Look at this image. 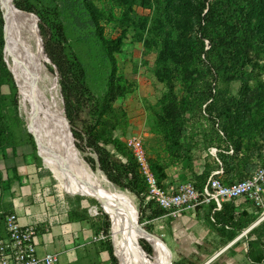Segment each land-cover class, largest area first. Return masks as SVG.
<instances>
[{
    "label": "trees",
    "instance_id": "16d2710c",
    "mask_svg": "<svg viewBox=\"0 0 264 264\" xmlns=\"http://www.w3.org/2000/svg\"><path fill=\"white\" fill-rule=\"evenodd\" d=\"M115 1L127 8L123 11L120 21L122 33L115 38H107L102 34L97 9L91 0H13V3L19 9L34 13L40 22L50 20V22H57L58 26L62 25L61 18H68L72 15L78 3L87 12L88 18L83 23L75 16L74 20L79 25L89 24L94 27L95 34L110 63V70L105 94L102 99L96 98L85 84L86 72L81 61L72 52L66 55L70 72L76 76L77 82L80 83V89L88 95L91 101L89 115L82 119V130L88 138V144L96 148V161L103 174L110 182L137 193L144 190L146 182L132 153H128L122 145L114 140H105L104 144H112L115 147L114 152L117 153L119 160L113 159L106 148L100 147L98 143L100 137L97 133L98 127L103 122V115L110 108L119 89L118 65L115 55L121 51L124 26L134 22L137 38L142 41L143 46L147 50L156 46L154 75L166 88L160 97L161 114L158 117V122L166 130V137L178 146V139L187 132L181 120L191 110V102L188 97L194 91L197 76L203 74L197 69L196 63L204 61L208 71L212 70L216 74H222L228 80L243 78L246 74V67L253 69L259 65L257 58L264 55V0ZM132 6L153 7L150 24L147 28V18L142 21H131L128 9ZM31 15L34 20L38 21L33 14ZM139 27L146 28V36H143L139 31ZM5 39L4 18L0 9L1 151L25 144L22 139V134L25 131L22 128L17 108V96L19 102L17 87L14 83L15 80L13 81L11 77L13 74L10 75L11 71L9 72L6 67L7 63L5 61V65L3 60ZM43 62L46 63L44 59ZM55 64L59 73V83L64 91V99L67 100V94L70 91L66 89L63 68L59 63L55 62ZM177 71L185 88V93L180 97L174 91ZM242 82L238 95L230 99H223L222 93L212 90L211 83L206 81V90L201 93V101L195 104L199 110L204 104L203 112L208 116L212 111H215L218 116H224L218 123L220 132H213L210 138V143H215L217 149L214 156L215 164L211 165L212 167L207 165V170L196 175V178L202 181L197 189L202 188L206 182L207 174L209 176L213 170L221 169L220 182L229 185L251 176L258 167L264 165V82L256 79L251 89L246 87V81ZM64 113L70 121L67 103H65ZM17 130L20 131L19 135ZM24 134L31 145H36L32 134L34 144L31 137ZM148 161L152 173L158 183H161L167 177L164 169L152 164L149 158ZM93 199L99 207V202L95 198ZM73 204L70 212L71 217L90 220L95 233L102 235L100 244L107 254L109 264H117V257L114 256L111 242L107 238L109 230L111 239L112 228L108 213L104 212L109 218V223L108 221L100 223L98 218L91 217L87 211L82 209L77 201H73ZM99 209L101 208L99 207ZM7 212L0 214V225H3L4 215ZM161 213L155 212L154 215ZM246 215L247 213L243 211L240 217ZM254 218V215L249 217L246 225L240 220H234L233 205L226 201L214 213V220L222 226L243 228L251 224ZM250 230L253 236L247 242V258L252 264H259L264 259V222ZM234 236L235 232L233 231L230 237ZM146 240L144 237H139L140 245L145 251L150 250V255L147 251L146 253L152 256L154 254L153 245L149 242L151 247ZM144 255L147 256L145 253ZM149 259L153 260L154 258Z\"/></svg>",
    "mask_w": 264,
    "mask_h": 264
},
{
    "label": "rangeland",
    "instance_id": "374dc122",
    "mask_svg": "<svg viewBox=\"0 0 264 264\" xmlns=\"http://www.w3.org/2000/svg\"><path fill=\"white\" fill-rule=\"evenodd\" d=\"M91 1L97 9L102 34L107 38L120 36L122 33L120 21L123 11L127 8L119 5L115 0ZM128 12L131 16V21H142L147 18V28L150 24L153 7L143 8L140 6H132L128 9ZM74 16L78 17L81 23L88 18L85 9L78 3L71 16L68 18H61V26H58L57 22H50V20L40 22L39 18L38 21L35 19L42 39L44 53L50 59L51 63H47L48 61L42 53L41 58L46 62V68L49 74L57 76V89L59 91V99L62 108L65 110V103H67L68 106L70 121L69 119L67 120L73 137V139L71 138L74 143V145L71 144L73 150L80 155L79 157L84 160L94 174L101 176L104 181H107L108 184L110 183L114 189L125 192L132 198L138 212L139 221L142 223L141 227L148 232L150 231L156 235L162 236V238L168 241L171 245L173 249V263L252 264L248 262L244 255V251L245 249L247 251L246 240L248 241V239L253 236L249 229L251 224L256 223L254 225L256 226L257 224L264 222V194L262 196L261 204H256L249 198H243V200L252 204L254 212H252V215H254L255 218L251 224L247 225L242 230V232L245 233V241L241 242L240 246L237 248L238 250L234 252L232 251V253L230 252V255L227 257L216 258L210 262L209 259L211 258L213 251H207V249L202 247L201 243L196 241L188 242V248H183L182 246H179L174 239L173 232L175 221L173 219H176V222H178L182 219L184 211L161 209L154 201L148 198V187L146 183L143 191L135 193L127 188L110 182V180L99 169V165L96 161V148L88 144V138L82 130V119L88 117L91 101L88 95L80 89V83L77 82L76 76L70 72V66L66 62V55L71 52L76 54L86 72V86L94 97L101 99L105 94L110 63L105 55L102 44L95 34L94 27L89 24L79 25L75 22ZM135 27L136 25H134V22L124 26L125 29L122 36L121 51L115 55L118 65L117 75L119 89L116 98L110 104V108L103 115L102 124L98 127L97 133L100 137L98 143L100 147L106 148L109 151L113 159L117 160L118 155L114 152L115 147L112 144H104V141L114 140L131 154V151L124 146L125 142L133 136L139 137L142 139L147 157L151 163L155 164L160 169H164L165 173H168L172 179L167 184L158 183L161 188L176 190L180 185L186 183H190L195 188H198L202 181L196 178V175H198L196 172L200 171V173H203L207 170L203 155H206L210 161L211 157L215 156L214 153H216L217 150L216 144L210 143V138L213 132H220L218 123L224 118V116H218L215 111H212L210 116H208L207 113L203 112L204 104H202L201 110L197 109L195 106L196 103L201 101L202 91L206 90L205 82L208 81L211 83L210 88H212V90L220 91L223 99H230L231 97L238 95L243 80L246 81V87L248 89L253 87L256 79H260L264 82V55L257 58L259 63L258 66L253 69L246 67V74L243 78L236 80H228L222 74H216L212 70L208 71L204 61H198L196 63L197 69L202 71L203 74L197 76L194 91L190 97H188L191 102V110L187 112L181 120L186 127L187 132L178 139L177 146V144H174L166 137V130H164L158 122V117L161 114L160 97L166 91V88L154 75L156 46H152L147 50L143 46L142 41L137 38ZM146 28L139 27V31L143 36H146ZM202 59L203 57L201 56V60ZM54 61L59 63L63 68L64 78L66 79V89L70 91L69 94H67V100L64 99V91L61 89L59 73ZM176 73L178 76H176L174 81V91L177 96L180 97L185 93V88L180 81L178 71ZM17 103L18 113L23 125L22 128L25 131L22 134V139L25 144L31 146L36 165L40 167L46 175V182L40 186L42 189L41 197L46 199L48 203H54L58 199H63V204H69L67 202L69 199L74 202L77 201L79 205L82 206V209L87 211L91 217L98 218L100 223L105 221H108L109 223L111 215L108 218L104 213L106 212L109 215V211L95 197L89 195H72V193L65 188L64 184L58 180L55 172L48 168L46 164L45 166L43 165V160L37 155L34 141L26 129L28 126L25 117L20 110V97L18 102V96ZM42 106L44 107V104H42ZM17 132L19 135L20 131L17 130ZM24 133L31 137L34 146L27 141ZM4 154L5 151L0 150V163ZM211 165L208 164V166L212 167ZM207 178L208 174L205 181ZM93 198L99 202V207L103 211L99 209L97 202ZM155 212L162 213L154 215ZM80 214H82V212H80ZM177 227V241H181L183 240V226L178 224ZM149 236L152 240L157 242L162 250H164L169 255V258H171L169 248L167 246L164 247L161 240L158 238H154L152 235ZM139 237H141V235L137 237V242ZM101 238L102 235H99L98 240ZM107 238L110 240L111 245L113 242L114 247L112 246V249L117 256V264H120L117 250L115 248L112 228V241L110 239L109 230ZM98 240H96V242H99ZM153 250L154 254L152 256H149L151 251L148 249L146 250L149 254V258L156 257L155 246H153ZM104 258L99 262L94 260L89 264H109L108 260ZM147 260L150 262L154 261L149 260L148 258Z\"/></svg>",
    "mask_w": 264,
    "mask_h": 264
},
{
    "label": "bare ground",
    "instance_id": "6f19581e",
    "mask_svg": "<svg viewBox=\"0 0 264 264\" xmlns=\"http://www.w3.org/2000/svg\"><path fill=\"white\" fill-rule=\"evenodd\" d=\"M0 9L3 12L6 38L4 60L15 75L20 110L27 122L28 132L34 137L43 164L55 172L58 180L72 195L95 197L109 211L120 264H170L171 258L161 246L147 233L139 230L135 220L138 212L132 198L94 174L73 150L72 133L68 132L63 116L57 82L41 58V53L44 57L45 53L32 12L19 9L13 0H0ZM117 205H121V208ZM140 235L155 246L156 257L153 262L147 260L148 255L139 239V246L137 244Z\"/></svg>",
    "mask_w": 264,
    "mask_h": 264
},
{
    "label": "crops",
    "instance_id": "0c3cea01",
    "mask_svg": "<svg viewBox=\"0 0 264 264\" xmlns=\"http://www.w3.org/2000/svg\"><path fill=\"white\" fill-rule=\"evenodd\" d=\"M31 149L30 145L25 144L5 150L0 163L2 177L0 214L12 211L19 217L22 225H37L38 231L35 236L37 254L39 256L47 253L56 254L58 258L54 264H89L94 260L97 262L103 260L104 256V259H107V254L100 244L101 239L98 240L101 233H95L90 220L71 217V207L74 205L71 199L67 201L69 204H63V199L48 203L41 197L40 186L46 182V175L36 165ZM203 157L206 166L208 164L214 166V156L211 157V161L206 155ZM199 173L200 171L196 172ZM166 174V179L161 183L167 184L172 180L169 174ZM243 198L226 202L233 205L234 220H240L246 225L248 218L252 217L253 207ZM217 211L213 205H203L195 211L184 212L178 222L173 219L175 221L173 237L179 246L188 248V242L201 243L207 251H213L210 262L237 251L241 242L245 241V233L242 232L244 227L220 225L214 220V213ZM243 211L247 215L241 218ZM178 224L183 226L182 242L177 241ZM233 231L235 236L232 238L230 236ZM3 232L4 226L1 224L0 235H3ZM247 242L246 240V246ZM244 255L247 258L246 249ZM247 260L251 263L248 258ZM259 264H264V259Z\"/></svg>",
    "mask_w": 264,
    "mask_h": 264
},
{
    "label": "built area",
    "instance_id": "2783aa9c",
    "mask_svg": "<svg viewBox=\"0 0 264 264\" xmlns=\"http://www.w3.org/2000/svg\"><path fill=\"white\" fill-rule=\"evenodd\" d=\"M126 147L131 151L139 170L148 187V198L164 210L195 211L203 205H213L219 210L223 202L240 197L249 198L261 204L264 194V165L258 167L249 177L237 180L229 185L222 184L219 176L221 169L210 172L201 189L192 184L180 185L176 190L163 189L152 173L142 139L133 136L126 140ZM231 153L232 150L230 149ZM215 154V153H214ZM4 232L0 236V264H54L57 255L37 254L35 236L38 227L35 224L22 225L19 217L12 211L3 219Z\"/></svg>",
    "mask_w": 264,
    "mask_h": 264
},
{
    "label": "water",
    "instance_id": "95a60500",
    "mask_svg": "<svg viewBox=\"0 0 264 264\" xmlns=\"http://www.w3.org/2000/svg\"><path fill=\"white\" fill-rule=\"evenodd\" d=\"M33 14V13H32ZM33 15H35V14H33ZM37 17V16H36ZM38 18V17H37ZM42 48H43V44H42ZM43 51H44V49H43ZM45 55V57H46V59H47V63H51V61H50V59L46 56V54H44ZM3 60H4V57H3ZM4 63H5V60H4ZM5 65H6V63H5ZM6 67H7V69L9 70V68H8V66L6 65ZM9 72H10V70H9ZM10 75H11V72H10ZM11 77H12V79H13V81H14V78H13V76L11 75ZM55 77V80H56V82H57V76L55 75L54 76ZM14 83H15V85H16V87H17V93H18V86H17V83L14 81ZM62 112H63V116H64V119H65V121H66V123H67V126H68V128H69V131L71 132V130H70V125H69V123H68V120H67V118H66V116H65V113H64V109L62 108ZM30 136H31V134H29ZM71 136V138H73L72 137V135H70ZM73 145H74V143H73ZM35 148H36V145H35ZM36 151H37V148H36ZM37 155H38V152H37ZM39 156V155H38ZM40 157V156H39ZM117 206H119V208H121V205H117ZM135 220H136V224H137V226L139 227V230H141V231H143L144 233H147V234H149V235H152V236H154V237H156V238H158L159 240H161V241H163V243H165V245L169 248V251H170V255H171V259H170V264H172L173 263V249H172V247H171V245L169 244V242L168 241H166L165 239H163L162 238V236H160V235H156V234H154V233H150V232H148L146 229H144V228H142L141 227V222L139 221V218L137 217V214H135ZM256 223H254V224H251V226L249 227V228H252L254 225H255ZM112 246H113V243H112ZM113 254H114V256H115V253L113 252ZM116 257V256H115Z\"/></svg>",
    "mask_w": 264,
    "mask_h": 264
}]
</instances>
